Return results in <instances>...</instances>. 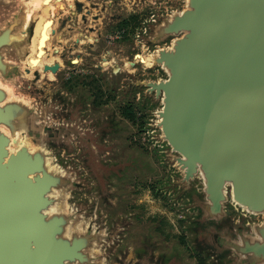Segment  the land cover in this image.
<instances>
[{"label": "water", "instance_id": "water-1", "mask_svg": "<svg viewBox=\"0 0 264 264\" xmlns=\"http://www.w3.org/2000/svg\"><path fill=\"white\" fill-rule=\"evenodd\" d=\"M43 2L34 9L30 0H0V264H104L123 226L79 225L82 210L69 196L90 186L61 157L76 142L100 183L115 167L98 156L108 150L105 131L82 126L83 98L59 93L37 102L13 92L44 91L71 57L64 47L97 45L75 36L96 32L88 23L98 4ZM147 3L168 6L152 9L136 36L150 60L145 71L159 74H130L124 93L156 107L150 128L174 172L164 191L173 204L187 198L195 247L208 264H264V0H129L135 8ZM41 18L48 37L31 66ZM103 56L100 70L113 62L112 52ZM137 63H145L143 54L128 68ZM174 258L156 264H179Z\"/></svg>", "mask_w": 264, "mask_h": 264}, {"label": "rangeland", "instance_id": "rangeland-1", "mask_svg": "<svg viewBox=\"0 0 264 264\" xmlns=\"http://www.w3.org/2000/svg\"><path fill=\"white\" fill-rule=\"evenodd\" d=\"M101 2L96 0L100 6ZM125 3V0H115L113 11L106 10L99 24L88 23L99 30V37L85 31L75 36L84 44L93 38L98 42L99 51L85 50L81 46L72 50L64 47L62 51L70 53L71 58L77 60L76 65L63 63L61 71L52 76L53 80L48 82L44 91H17L13 87V92L15 96L37 102L48 98L54 101L59 93L67 100L80 96L87 103L82 113V126L89 131L98 129L99 136L105 131L100 140L105 143L104 150L108 149V153L99 150L98 156L104 163L115 167L110 170L113 174H103L100 183L76 142L75 149L61 157L62 161L73 165L77 175L90 186L87 191L69 196V204L82 210L79 225L96 227L104 223L107 230L116 223L123 226L117 241L106 248L104 264H156V260L173 255L179 264H208L206 254L195 247V235L188 222L194 213L185 208L187 198L178 199L173 204L174 195L164 191L174 172L164 164L162 148L155 142L150 128L152 111L156 107L151 103L142 105L138 93H124L132 81L130 74L136 78L159 74L145 71L141 63L129 69L128 62L133 61L134 55L142 54L136 36L139 30H143L144 23L151 19V10L165 12L168 6L147 3L135 8L129 2L126 7ZM94 13L101 15L97 11ZM118 15H121L120 19H117ZM111 16L116 19L112 20ZM105 50L112 52L113 62L105 65L103 70L95 66L88 68L87 63L102 64ZM112 67L120 70L111 75ZM68 69H73L75 76L70 75ZM27 86L25 82L24 88ZM232 212L233 216L240 215L235 210Z\"/></svg>", "mask_w": 264, "mask_h": 264}, {"label": "bare ground", "instance_id": "bare-ground-1", "mask_svg": "<svg viewBox=\"0 0 264 264\" xmlns=\"http://www.w3.org/2000/svg\"><path fill=\"white\" fill-rule=\"evenodd\" d=\"M44 0H30L31 4L33 5L32 7L34 9H37L39 7V5L41 6V4H43ZM49 7H46V8H43L44 12L46 13V11L48 10ZM48 28H49V23H46L44 21L43 18L40 19V22H38V24L36 25V28H35V32H34V39H33V46H32V53L33 54H37V58H36V61L33 59V60H30L29 64L31 66H34L36 63H37V60L39 58V56L42 54V47L44 46L45 44V41L47 39V34H48ZM142 51V54H143V57L145 59V63L143 64L144 66H149L150 65V60L148 57H146V55H144L143 53V50ZM54 59L58 60L57 58H50L48 60V62H52L54 61ZM1 85V83H0ZM6 89L9 91V89L6 87Z\"/></svg>", "mask_w": 264, "mask_h": 264}, {"label": "flooded vegetation", "instance_id": "flooded-vegetation-1", "mask_svg": "<svg viewBox=\"0 0 264 264\" xmlns=\"http://www.w3.org/2000/svg\"><path fill=\"white\" fill-rule=\"evenodd\" d=\"M125 6L127 7V5H128V2L125 0ZM102 5L100 6V5H97L98 6V9H97V12H100L101 13V15H99V13L98 14H96L95 16H97V18H95V19H93L92 21L94 22V23H98L99 24V22L103 19V15H104V13H105V11L106 10H108V11H113V9H114V5H115V0H102ZM116 19V17L115 16H111V19L113 20V19ZM121 18V15H118L117 16V19H120ZM109 20V19H108ZM92 28V27H91ZM95 29V31L96 32H99V30L97 29V28H94ZM96 32H90V33H94V34H96ZM99 34H101L100 32H99ZM97 35V34H96ZM99 37V36H98ZM98 47H99V45H98V42H97V45L96 46H94V47H91V48H89V49H87V50H98ZM99 51V50H98ZM105 51H107V50H105ZM104 53V52H103ZM62 55L64 54V52L62 51V53H61ZM72 54V53H71ZM138 54H140V53H138ZM135 56V55H134ZM134 56H133V58L132 59H134ZM112 58V57H111ZM74 61H76V62H74ZM63 63H67L68 65H76L77 64V60L76 59H74L73 57L71 58V57H69V58H67L66 60H64V61H62V65H63ZM87 65H88V68H93V66H95L96 67V69H98L97 68V66L99 65V63H97V65H94V63L92 62V63H87ZM73 69H68V73L70 74V75H74L75 76V74H76V72H73L72 71ZM61 71V70H60ZM109 81V80H108ZM80 97V96H79Z\"/></svg>", "mask_w": 264, "mask_h": 264}]
</instances>
